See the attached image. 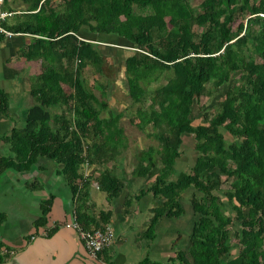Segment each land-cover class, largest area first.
Returning a JSON list of instances; mask_svg holds the SVG:
<instances>
[{"label": "trees", "instance_id": "1", "mask_svg": "<svg viewBox=\"0 0 264 264\" xmlns=\"http://www.w3.org/2000/svg\"><path fill=\"white\" fill-rule=\"evenodd\" d=\"M23 1L26 9L3 25L29 35L21 55L37 61L38 68L22 125L11 114L9 93L0 88V114L10 123L0 134L7 146L0 153V173L28 171L39 157L52 160L82 227L108 223L110 210L100 208L96 219L79 207L86 206L93 181L108 202L124 190L114 163L123 146L117 122L124 112L110 109L86 87L85 68L104 77L107 57L96 39L81 33L114 36L134 47L123 60L125 93L138 127L151 126L148 135L158 142L140 151L131 171L140 182L153 176L152 181L123 198V212L147 194L156 203L137 239L153 240L163 217L185 212L181 192L195 191L187 247L164 261L150 259L147 249L138 264H264V0ZM6 3L2 0L0 8ZM213 88L224 90L215 105H206L202 98ZM194 110L202 116L198 124ZM184 134L194 139L190 173L176 168ZM223 177L231 179L226 188ZM36 186L26 181V187ZM48 203L43 202L36 225L46 221Z\"/></svg>", "mask_w": 264, "mask_h": 264}, {"label": "rangeland", "instance_id": "2", "mask_svg": "<svg viewBox=\"0 0 264 264\" xmlns=\"http://www.w3.org/2000/svg\"><path fill=\"white\" fill-rule=\"evenodd\" d=\"M12 7L17 11L24 7L21 3L23 0H9ZM59 0H54V4L58 3ZM11 18V17H9ZM238 24V20L231 23V28L234 29ZM169 26V25H168ZM82 36L96 39L99 43V49L102 54L107 57V67H105L106 76L96 74L94 69L91 66H87L83 71V78L87 88L92 90L97 97L104 98L107 101V106L114 111H123L124 115L121 116L117 122L118 127L121 131V139L123 146L120 147V153L114 162L116 164L115 172L120 174V177L124 181V190L120 195V199H123L125 194L136 193L140 186L143 184H149L152 177L147 178L144 182L134 178L131 174L132 169L136 165V160L140 151L146 149L148 146H158V142L148 133L151 131V126L147 125L144 129L138 127L139 119L135 114L134 107L131 105V99L125 93L124 80L122 76L123 69V60L134 50V47H130L126 42H122L120 39H117L114 36L110 35H91L81 33ZM28 36H25L24 40H27ZM152 42L156 43V39L151 37ZM22 47H14L13 53L9 56L8 60L2 62L3 68L0 72V88L6 90L9 93L10 98V111L12 116H16L19 120V126L24 122V110L27 106L32 104V98L29 94V88L31 84V77L36 74L38 68L37 61H28L21 55V51L24 49ZM6 63V64H5ZM168 74V73H167ZM107 84V87L103 89V86ZM207 85H210L209 83ZM211 91V95L205 96L202 98V102L206 105H215L220 99V95L224 88L220 90H215L214 88ZM104 91L105 95L102 96L101 92ZM217 108V107H215ZM58 114L62 111L61 109H55ZM102 115H106V112H102ZM13 116V117H14ZM0 117L8 118L0 114ZM193 124H198L201 122V113L198 110H194L192 114ZM10 125V123H9ZM53 125H55L53 123ZM9 128V126L7 127ZM253 125L251 122L248 123V129L251 130ZM3 128L0 127V134H2ZM2 140H0V144ZM194 139L191 135H183V144L181 146L182 151L180 157L176 160V168L185 172H192L193 165L195 162V151L193 149ZM7 146H2L0 152L6 153ZM47 158L39 157L34 162L33 166L35 169H29V171H16L13 169H8L0 173V186L3 183H8L10 185H19L21 189H26L24 182H34L38 183L42 177L41 174H38V163L41 160ZM47 166H45L44 172L48 170H53L57 167V164L47 159ZM112 164L115 166V164ZM111 165V162L108 164ZM83 171L89 172L91 168L88 166L85 167ZM97 172V171H96ZM96 172H92L94 175H97ZM153 174V173H152ZM60 180L63 179V176L60 175L54 176ZM225 179V177H223ZM231 179H225L222 183V188H226L230 185ZM96 182L91 183L90 189L95 192L97 195L96 206L100 208L101 198L104 195L101 191L96 189ZM36 190V191H34ZM33 192L38 195V189L35 188ZM1 193V191H0ZM30 194V192H27ZM195 193L193 189H188L181 192L180 200L183 205L185 212L176 218L163 217L158 224L156 225L157 236L153 240L141 239L139 240L143 246V254L149 249L148 257L153 260L164 261L169 255H174L177 249L186 248L188 245V235L191 230L192 222V211L190 205L191 196ZM221 195V194H220ZM117 198V199H119ZM221 200L226 201V197L221 195ZM7 199L0 198V201L3 202L0 205V210L6 211ZM33 203L38 209V200L34 199ZM105 200V199H104ZM138 207L145 209L144 212L151 213L150 206H154L156 203L150 194L145 195L138 201ZM99 203V204H98ZM104 203V202H103ZM133 204L136 201L132 202ZM100 205V206H99ZM149 206V208H146ZM230 209V206H228ZM34 208L29 209V214H38V210ZM130 210V209H129ZM141 221V220H140ZM148 217L143 218L142 223L140 224V229H145L146 224L148 223ZM22 228V227H21ZM12 232H14L12 230ZM3 233H0L2 236ZM233 247L230 251V254L235 255L237 252L238 246L236 242H232Z\"/></svg>", "mask_w": 264, "mask_h": 264}, {"label": "crops", "instance_id": "3", "mask_svg": "<svg viewBox=\"0 0 264 264\" xmlns=\"http://www.w3.org/2000/svg\"><path fill=\"white\" fill-rule=\"evenodd\" d=\"M8 1L4 9L16 11ZM21 3L24 7L18 9L17 12L27 7L24 1ZM10 17L6 20L7 23L13 22V15ZM25 36H28L27 40H24ZM29 40V35L23 33L0 39V72L3 68L2 62L9 59L14 47L24 48ZM1 126L3 133L9 126L8 118L0 117ZM1 142L0 150L4 146L3 141ZM46 160L38 163V174L42 176L38 180V186L28 188L26 181L24 182L26 189L8 183L0 186V198L7 199L8 207L6 211L0 210V233H3L0 236V254L5 262L7 264H138L144 251H142L143 244L137 239V235L146 229H140V224L145 217H148L147 222L149 223L152 211L148 215V212H144L145 209L138 207L139 202L137 201L135 204H130L128 212H123L124 199H120V196L119 199L116 198L111 202L102 197V206H99L111 211L108 224L114 230L115 240L95 259L90 258L76 231L64 226L65 222L70 221L71 214L75 212L76 202L64 178L60 180L54 177L55 175L60 176L57 172L58 167L46 172L42 171L47 166ZM31 169H35L34 166H31ZM35 188L38 189L36 197L33 192ZM34 199L38 200V209L33 203ZM97 199L95 192L90 189L86 206H81L79 209L91 210L90 213L97 219L100 210L96 206ZM46 200H49L46 206L48 208L45 214L46 221L36 225V220L42 214V204ZM2 203L0 201V205ZM90 203L93 204L91 209L88 207ZM33 206L38 210V214L30 216L29 209ZM92 226L94 225H90Z\"/></svg>", "mask_w": 264, "mask_h": 264}, {"label": "built area", "instance_id": "4", "mask_svg": "<svg viewBox=\"0 0 264 264\" xmlns=\"http://www.w3.org/2000/svg\"><path fill=\"white\" fill-rule=\"evenodd\" d=\"M2 0H0L1 5ZM16 11L14 10H7L0 8V34L4 37H11L14 33L4 27L3 23ZM65 227L71 228L76 231L78 237L82 241L84 248L86 250L87 255L90 258L95 259L98 254L109 247L115 240V233L110 224H104L102 226H92L90 228H84L78 222L76 218V213L73 212L71 214V219L68 222H65Z\"/></svg>", "mask_w": 264, "mask_h": 264}, {"label": "water", "instance_id": "5", "mask_svg": "<svg viewBox=\"0 0 264 264\" xmlns=\"http://www.w3.org/2000/svg\"><path fill=\"white\" fill-rule=\"evenodd\" d=\"M0 264H7V263L4 261V262H0Z\"/></svg>", "mask_w": 264, "mask_h": 264}]
</instances>
